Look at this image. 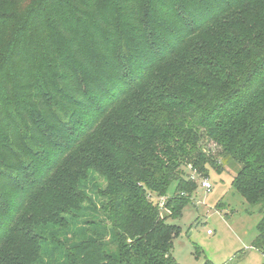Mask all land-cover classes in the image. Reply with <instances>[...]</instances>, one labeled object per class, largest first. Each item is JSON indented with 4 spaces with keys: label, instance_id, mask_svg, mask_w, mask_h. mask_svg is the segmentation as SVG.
I'll return each mask as SVG.
<instances>
[{
    "label": "trees",
    "instance_id": "1",
    "mask_svg": "<svg viewBox=\"0 0 264 264\" xmlns=\"http://www.w3.org/2000/svg\"><path fill=\"white\" fill-rule=\"evenodd\" d=\"M226 162L264 255V0H0V264H179Z\"/></svg>",
    "mask_w": 264,
    "mask_h": 264
},
{
    "label": "rangeland",
    "instance_id": "2",
    "mask_svg": "<svg viewBox=\"0 0 264 264\" xmlns=\"http://www.w3.org/2000/svg\"><path fill=\"white\" fill-rule=\"evenodd\" d=\"M205 143V150L216 151L212 143ZM223 167L220 172L209 168L208 192L201 186V179L206 177H196L197 188L181 216L167 219L180 227L171 250L179 264H201L205 259L215 264H264V255L250 247L262 214L235 192L231 183L235 164L226 162ZM174 188L172 183L168 196Z\"/></svg>",
    "mask_w": 264,
    "mask_h": 264
},
{
    "label": "built area",
    "instance_id": "3",
    "mask_svg": "<svg viewBox=\"0 0 264 264\" xmlns=\"http://www.w3.org/2000/svg\"><path fill=\"white\" fill-rule=\"evenodd\" d=\"M196 177H198V174L195 173V171H193V174L191 176L192 179H196ZM201 186L203 187V189H205V191H210L211 190V185L210 183L208 182L207 178H203L201 179ZM164 201H165V198L164 197H161L159 199V208H162L164 206ZM208 233H210L208 231Z\"/></svg>",
    "mask_w": 264,
    "mask_h": 264
},
{
    "label": "crops",
    "instance_id": "4",
    "mask_svg": "<svg viewBox=\"0 0 264 264\" xmlns=\"http://www.w3.org/2000/svg\"><path fill=\"white\" fill-rule=\"evenodd\" d=\"M207 233H208V231H207ZM252 242V241H251ZM250 245H251V243H250ZM251 247V246H250ZM254 249V248H253ZM256 250V249H255ZM258 251V250H257ZM260 252V251H259ZM261 253V252H260Z\"/></svg>",
    "mask_w": 264,
    "mask_h": 264
}]
</instances>
